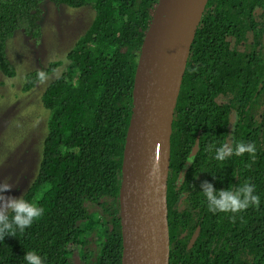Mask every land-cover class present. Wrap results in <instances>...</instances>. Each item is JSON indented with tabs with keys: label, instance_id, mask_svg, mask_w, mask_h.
I'll return each mask as SVG.
<instances>
[{
	"label": "trees",
	"instance_id": "obj_1",
	"mask_svg": "<svg viewBox=\"0 0 264 264\" xmlns=\"http://www.w3.org/2000/svg\"><path fill=\"white\" fill-rule=\"evenodd\" d=\"M49 2L71 8L91 2L95 19L67 54L70 71L43 95L48 135L38 176L23 197L44 213L25 232L0 239V264H24L32 250L44 264H76L75 253L83 264H122L123 153L139 53L158 0H0L6 77L17 74L7 42L18 31L41 42ZM61 65L40 68L44 80ZM38 84L31 72L24 91ZM225 140L254 143L255 159L215 161L208 146ZM205 181L217 189L250 181L260 206L235 218L214 214L200 194ZM167 201L170 264H264V0L206 6L175 110Z\"/></svg>",
	"mask_w": 264,
	"mask_h": 264
},
{
	"label": "water",
	"instance_id": "obj_2",
	"mask_svg": "<svg viewBox=\"0 0 264 264\" xmlns=\"http://www.w3.org/2000/svg\"><path fill=\"white\" fill-rule=\"evenodd\" d=\"M209 0H158L141 47L124 146L122 264H170L168 180L175 110Z\"/></svg>",
	"mask_w": 264,
	"mask_h": 264
},
{
	"label": "rangeland",
	"instance_id": "obj_3",
	"mask_svg": "<svg viewBox=\"0 0 264 264\" xmlns=\"http://www.w3.org/2000/svg\"><path fill=\"white\" fill-rule=\"evenodd\" d=\"M94 19L95 9L91 2L82 8L49 2L44 7L41 42L26 37L21 31L7 42V56L17 74L8 78L0 72V138L3 137L0 161L4 159L0 165V182L7 180L12 185L6 196L23 197L38 176L51 115L43 104V95L54 80L70 71L67 54L85 35ZM54 62L62 65L43 83L25 92L27 76L40 68H48ZM19 114L24 118L23 123L13 122L9 127ZM86 206L89 214H93L95 208L90 203ZM98 229L91 233L92 239L98 236ZM72 260L83 264L78 253L72 256Z\"/></svg>",
	"mask_w": 264,
	"mask_h": 264
},
{
	"label": "clouds",
	"instance_id": "obj_4",
	"mask_svg": "<svg viewBox=\"0 0 264 264\" xmlns=\"http://www.w3.org/2000/svg\"><path fill=\"white\" fill-rule=\"evenodd\" d=\"M44 71H36V81L38 83L44 82ZM23 119L19 114L11 121L9 127L13 122L22 124ZM2 138H0V142H2ZM208 151L213 153L212 158L217 162H224L231 157H244L245 155L249 160H254L257 147L251 142L231 140V143H229V140H225L220 142L219 145L216 143L210 144ZM3 161L4 159L0 161V165ZM11 189L12 185L7 180L0 182V239L8 236L15 237L18 232H25L44 213V209L39 204L26 198V196L20 198L6 196L5 193L10 192ZM200 194L210 212L214 214L230 213L233 218L250 207L258 208L261 203L256 186L250 181L238 185H229L226 189H217L212 183L205 181L200 185ZM23 261L24 264H44V258L34 250L26 251Z\"/></svg>",
	"mask_w": 264,
	"mask_h": 264
},
{
	"label": "flooded vegetation",
	"instance_id": "obj_5",
	"mask_svg": "<svg viewBox=\"0 0 264 264\" xmlns=\"http://www.w3.org/2000/svg\"><path fill=\"white\" fill-rule=\"evenodd\" d=\"M34 72V71H33Z\"/></svg>",
	"mask_w": 264,
	"mask_h": 264
}]
</instances>
